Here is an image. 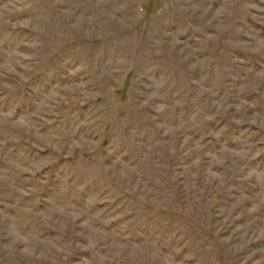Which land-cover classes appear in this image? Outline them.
<instances>
[{
    "label": "rangeland",
    "instance_id": "374dc122",
    "mask_svg": "<svg viewBox=\"0 0 264 264\" xmlns=\"http://www.w3.org/2000/svg\"><path fill=\"white\" fill-rule=\"evenodd\" d=\"M0 264H264V0H0Z\"/></svg>",
    "mask_w": 264,
    "mask_h": 264
}]
</instances>
